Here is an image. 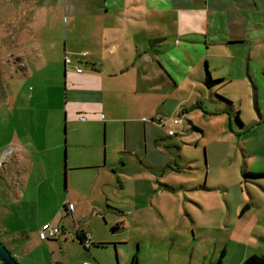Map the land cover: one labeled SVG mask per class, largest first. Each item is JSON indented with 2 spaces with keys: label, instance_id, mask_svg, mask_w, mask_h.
<instances>
[{
  "label": "rangeland",
  "instance_id": "374dc122",
  "mask_svg": "<svg viewBox=\"0 0 264 264\" xmlns=\"http://www.w3.org/2000/svg\"><path fill=\"white\" fill-rule=\"evenodd\" d=\"M30 6L0 0V99L5 100L0 103V160L4 162L0 165V239L17 260L22 264H84L85 260L117 264L120 256L121 264L135 258L139 264H187L193 254L206 249L214 252L225 244L233 249L228 260L247 253L264 254V117L256 110L254 87L248 90L234 83L231 94L219 89L235 99L242 96L238 102L246 126L241 131L231 130L228 116H208L205 108L195 107L198 88L187 84L192 105L186 106L185 114L163 119L165 124L143 142L146 152L143 147L137 154L125 150V135L119 128L106 134L103 127L93 125L91 134L103 146V166L100 171L71 168L66 70L62 62L46 55L35 12L24 10ZM55 16L44 36L50 41L60 38L64 30V19ZM52 47L55 57L64 51V41ZM261 93L264 115V87ZM30 111L32 117L38 112L60 127L64 147L58 154L56 174L57 160L49 157L54 155L52 150L42 154V161L35 156L31 178L14 157L5 154L3 158L18 117L27 118ZM7 115L13 123L4 130L2 117ZM84 150H78L79 165L94 163L83 158ZM5 173L21 178L26 202L12 203L5 197V189L16 187L5 182ZM40 181L45 183L38 198L35 185ZM66 201L76 207L72 216L66 212ZM52 217L51 222L59 224L69 239L41 244L43 219ZM77 228L86 229L104 245L87 250L76 237Z\"/></svg>",
  "mask_w": 264,
  "mask_h": 264
},
{
  "label": "crops",
  "instance_id": "0c3cea01",
  "mask_svg": "<svg viewBox=\"0 0 264 264\" xmlns=\"http://www.w3.org/2000/svg\"><path fill=\"white\" fill-rule=\"evenodd\" d=\"M18 1L31 5L24 10L35 12V20L39 21L35 25L42 29L41 41L48 48L46 55L50 60L62 62L66 70L67 150L71 168L96 167L100 171L103 166V146L91 134L93 125L103 127L106 134L119 128L125 135V150L137 154L143 147L146 152L143 142L157 132L160 119L174 113L185 114L186 106L192 105L187 84L198 88L194 106L205 108L208 116H228L232 131H241L246 126L238 102L242 96L235 99L220 92L221 88L230 93L234 83L245 85L248 90L254 87L255 107L264 117L260 109L264 87V0ZM53 14L64 19V30L60 38L50 41V37L44 36L52 25ZM63 41L64 51L52 57L50 49L55 52L52 46L62 45ZM66 56L70 62H66ZM208 72L221 81L208 87L205 84ZM44 103L48 105V101ZM2 123L6 130L13 121L7 115L2 117ZM58 128V123L40 117L38 112L33 117L31 111L27 118L18 117L12 138L5 143L3 158L5 154L14 157L16 165L22 167V172L29 171L31 178L36 168L35 156L42 161V154L52 150L54 155L49 157L55 156L57 160L56 174L60 171L58 154L64 147ZM80 148L85 149L83 158L94 163L79 165L76 160ZM111 164L115 168L116 160ZM3 179L16 186L5 189V197L12 203L26 202V194L20 189L21 183L24 185L21 178L5 173ZM44 183L35 185L38 198ZM68 202L64 206L70 214ZM53 218L43 219L41 225ZM1 219L0 215V223ZM77 230L90 235L87 250L92 245H104L95 242L86 229ZM67 237L61 228L57 237L49 239L62 238L66 242ZM41 244H45L42 239ZM228 247L225 244L214 252L206 249L193 254V260L187 264H244L249 256L261 255L253 252L228 260V252L233 250ZM119 258L117 264H121ZM135 260L128 264H139Z\"/></svg>",
  "mask_w": 264,
  "mask_h": 264
},
{
  "label": "built area",
  "instance_id": "2783aa9c",
  "mask_svg": "<svg viewBox=\"0 0 264 264\" xmlns=\"http://www.w3.org/2000/svg\"><path fill=\"white\" fill-rule=\"evenodd\" d=\"M65 59H66V62L71 61V59L68 56H66ZM78 71H81V68H78ZM160 124L164 125L165 121L163 119H160ZM169 133L173 134V131L170 130ZM67 209H68V212L72 215L73 210H74V204L72 202H68L67 203ZM60 233H61V228L59 225H56L52 222H46L42 225V227L40 229L39 237L42 240H45V239H49V238H55ZM84 244L86 247H90V245H91L90 235L85 234ZM85 264H89V263L87 262Z\"/></svg>",
  "mask_w": 264,
  "mask_h": 264
},
{
  "label": "trees",
  "instance_id": "16d2710c",
  "mask_svg": "<svg viewBox=\"0 0 264 264\" xmlns=\"http://www.w3.org/2000/svg\"><path fill=\"white\" fill-rule=\"evenodd\" d=\"M221 80L220 79H213L211 74L208 72L207 76L205 78V84L208 87H212L215 84L219 83ZM246 175H249L251 173H245ZM252 175H257V174H252ZM258 175H263V174H258ZM246 208V207H245ZM76 237L79 240V242L87 249H89V247H86L84 244V237L85 234H82L79 232V230L76 229ZM1 264V263H0ZM244 264H264V254L263 255H252L249 256L248 258H246V260L244 261Z\"/></svg>",
  "mask_w": 264,
  "mask_h": 264
},
{
  "label": "water",
  "instance_id": "95a60500",
  "mask_svg": "<svg viewBox=\"0 0 264 264\" xmlns=\"http://www.w3.org/2000/svg\"><path fill=\"white\" fill-rule=\"evenodd\" d=\"M67 179V178H66ZM0 263L1 264H22L0 239Z\"/></svg>",
  "mask_w": 264,
  "mask_h": 264
}]
</instances>
